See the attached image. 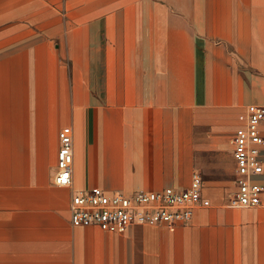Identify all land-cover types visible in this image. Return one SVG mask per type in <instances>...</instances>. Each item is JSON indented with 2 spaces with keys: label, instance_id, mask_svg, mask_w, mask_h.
<instances>
[{
  "label": "crops",
  "instance_id": "1",
  "mask_svg": "<svg viewBox=\"0 0 264 264\" xmlns=\"http://www.w3.org/2000/svg\"><path fill=\"white\" fill-rule=\"evenodd\" d=\"M251 103L264 0H0V264H264V204H229ZM195 170L210 205L185 224L71 222L75 192L183 189Z\"/></svg>",
  "mask_w": 264,
  "mask_h": 264
},
{
  "label": "built area",
  "instance_id": "2",
  "mask_svg": "<svg viewBox=\"0 0 264 264\" xmlns=\"http://www.w3.org/2000/svg\"><path fill=\"white\" fill-rule=\"evenodd\" d=\"M240 125L233 138V157L236 167V189L229 204L250 208L264 204V106L251 103L239 116ZM57 171L54 183L70 187L73 183L74 140L73 130L64 126L59 131ZM204 179L199 170L192 174L188 187L172 186L160 190L106 192L94 188L75 192L71 201V222L97 224L103 230L123 233L131 224L175 226L189 222L194 211L209 206L203 195Z\"/></svg>",
  "mask_w": 264,
  "mask_h": 264
},
{
  "label": "rangeland",
  "instance_id": "3",
  "mask_svg": "<svg viewBox=\"0 0 264 264\" xmlns=\"http://www.w3.org/2000/svg\"><path fill=\"white\" fill-rule=\"evenodd\" d=\"M199 171L201 172V170H199ZM201 173H202V172H201ZM202 175H203V174H202ZM233 192H234V190L232 191V193H233ZM232 193H231V194H232Z\"/></svg>",
  "mask_w": 264,
  "mask_h": 264
}]
</instances>
